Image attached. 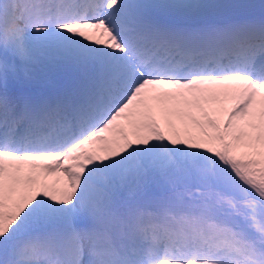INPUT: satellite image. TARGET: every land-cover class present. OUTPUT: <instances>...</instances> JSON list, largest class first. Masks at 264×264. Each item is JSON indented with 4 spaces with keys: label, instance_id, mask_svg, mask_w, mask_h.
Segmentation results:
<instances>
[{
    "label": "snow or ice",
    "instance_id": "6c2138e0",
    "mask_svg": "<svg viewBox=\"0 0 264 264\" xmlns=\"http://www.w3.org/2000/svg\"><path fill=\"white\" fill-rule=\"evenodd\" d=\"M0 264H264V0H0Z\"/></svg>",
    "mask_w": 264,
    "mask_h": 264
},
{
    "label": "trees",
    "instance_id": "16d2710c",
    "mask_svg": "<svg viewBox=\"0 0 264 264\" xmlns=\"http://www.w3.org/2000/svg\"><path fill=\"white\" fill-rule=\"evenodd\" d=\"M256 3H258V1H255Z\"/></svg>",
    "mask_w": 264,
    "mask_h": 264
}]
</instances>
